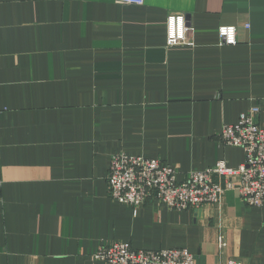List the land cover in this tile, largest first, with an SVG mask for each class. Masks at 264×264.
Instances as JSON below:
<instances>
[{
  "label": "crops",
  "instance_id": "0c3cea01",
  "mask_svg": "<svg viewBox=\"0 0 264 264\" xmlns=\"http://www.w3.org/2000/svg\"><path fill=\"white\" fill-rule=\"evenodd\" d=\"M172 14L192 44H167ZM225 24L236 45L222 44ZM252 105L264 127V0H0V264H95L114 241L264 264V206L236 190L176 211L108 189L116 153L161 159L181 180L239 166L221 132Z\"/></svg>",
  "mask_w": 264,
  "mask_h": 264
},
{
  "label": "built area",
  "instance_id": "2783aa9c",
  "mask_svg": "<svg viewBox=\"0 0 264 264\" xmlns=\"http://www.w3.org/2000/svg\"><path fill=\"white\" fill-rule=\"evenodd\" d=\"M143 1L116 0L136 5ZM167 23L169 46L193 43L189 38L192 26L185 15L172 14ZM237 32L236 25L225 24L219 27L218 36L223 45H236ZM260 113L261 107L252 105L236 123H227L222 129L223 143L244 151L245 161L239 166L218 161L206 169L189 171L181 180L177 169L161 159L116 153L110 160V197L134 209L150 199H159L177 211L217 204L225 192L236 190L248 205L264 206V127L259 121ZM93 258L95 264H196L195 255L187 248L142 250L119 241L99 247ZM228 264L239 263L230 260Z\"/></svg>",
  "mask_w": 264,
  "mask_h": 264
}]
</instances>
